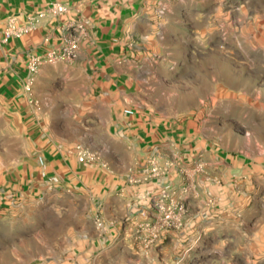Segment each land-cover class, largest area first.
I'll return each instance as SVG.
<instances>
[{
	"label": "rangeland",
	"instance_id": "1",
	"mask_svg": "<svg viewBox=\"0 0 264 264\" xmlns=\"http://www.w3.org/2000/svg\"><path fill=\"white\" fill-rule=\"evenodd\" d=\"M170 9L175 13L167 42L169 48L159 47L150 55L151 68L157 69L159 76H165L154 82L148 76L143 78L146 89L157 84L159 91L169 92L158 98L161 106L158 112L129 100L122 111L131 107L135 114L121 113L128 125H122L116 117L119 114L114 118L118 122L109 129L95 125L97 137L93 144L84 142L88 141L84 127H89L87 122L76 127L81 117L76 112L58 114V117L64 114L67 128L55 127L57 115L51 113L42 114L39 127L31 129L29 125L23 130L18 117L0 110V264H91L83 256L71 254L78 242L70 233L73 220L63 215V203L69 202V193L64 191L61 171L47 167L46 152H55L60 147L78 160L80 146L94 157L91 162L78 160L92 166L89 169L105 165L95 152L110 158L103 160L111 164L133 168L140 164L136 159L139 144L133 141L130 124L145 117L150 121L182 124L187 143L184 142V149L168 146V156L156 152L147 166L141 165L143 174L167 180L152 199L156 221L138 225L134 230L142 246L151 248L160 239L162 230H175L179 241L174 247L178 254L173 257V264H264V238L249 237L246 229L250 231L255 226L250 224L246 228L242 222L254 193L259 198L264 193V0H157V35L161 39L165 38L162 26ZM187 18L192 20L178 23ZM194 20L199 21V30L191 24ZM69 63L47 64L59 70ZM52 82L53 89H66L73 101L81 98L74 96L72 84L87 85L81 80L70 83L61 79L41 80L36 85L35 79L29 94H33L36 86L39 97L45 101ZM205 146L208 156L204 159ZM217 153L224 158H247L253 162L254 179L234 176L239 183L234 186L235 191L230 189L235 181H231L228 168L213 165ZM215 174L221 175L217 177L227 185V190L219 195V201L218 194L209 191L203 210L199 194L209 188L207 179L214 180ZM230 202L236 205L234 210L228 207ZM218 204L221 209L216 211L213 206ZM160 205L173 214L169 224L163 220ZM198 216L209 223L201 233ZM82 217L79 222L84 220ZM90 220L98 227L103 224L100 214L91 215ZM152 226L156 228V238L152 237ZM188 230L190 233L186 234Z\"/></svg>",
	"mask_w": 264,
	"mask_h": 264
},
{
	"label": "crops",
	"instance_id": "2",
	"mask_svg": "<svg viewBox=\"0 0 264 264\" xmlns=\"http://www.w3.org/2000/svg\"><path fill=\"white\" fill-rule=\"evenodd\" d=\"M55 1L67 4L69 10L59 16L44 19L38 28L22 38L3 41L7 20L15 18L24 22L29 15ZM156 3L157 0H0V110L18 117L23 122V130L29 125L31 129L39 127L43 122L40 121L42 114L46 116L51 113L57 115L55 127L67 128L64 114L59 117L58 114L76 112L81 114L76 127H82V123L87 122L89 127H84L87 129L85 136L88 141L84 142L93 144L97 137L93 131L96 129L95 125L109 129L116 122V114H119L116 117L122 121V125H128L122 115V108L127 101L146 104L157 112L161 110L158 98L169 92L159 91L157 84L146 89L143 78L148 76L154 82L165 76H159L157 69L151 68L150 55L157 52L159 47L169 48L167 42L175 11H168L162 26L165 38L161 39L157 35ZM188 20L192 19L187 18L178 23ZM76 24L85 26V32L80 37L77 59L66 65L67 68L59 70H55L58 69L55 65L45 64L41 66L35 79L36 85L41 80L51 82L57 79L70 83L78 80L87 82L85 86L72 84L74 96H79L81 100L73 101L66 89H53V82L46 92L45 101L39 97L36 86L33 94H29L24 84L29 76L27 63L30 55L42 53L49 46H60L66 37L78 33L72 27ZM191 24L199 30V21L194 20ZM53 67L54 70L51 71ZM36 119L38 121L35 122ZM130 126L133 141L139 144L136 159L140 164H135L133 168H128L127 164H111L107 162L110 158L104 157L100 152L95 154L101 155L105 165L101 163V166L96 165L91 169L88 167L92 166L79 163L75 155L66 154L60 147L54 149L55 152H46L47 167L51 169L53 166L61 171L64 191L69 193V202L63 203V215L65 213L73 220L71 224L74 227L71 225L70 233L78 242L71 254L83 256L91 264H122L124 260L126 264H173V257L178 254L174 250L179 241L175 236L178 231L162 230L160 239L146 249L134 230L138 225L156 221L157 214L152 199L167 183L163 177L154 178L143 174L141 165L147 166L156 152L168 156V146L178 145L184 149L187 143L183 139L186 136L185 129L182 124L150 121L146 117ZM53 143L60 144L57 141ZM207 149L205 146L202 151L204 159L208 156ZM215 155L217 161H213V165L215 168L217 165L228 168L229 177H233L231 181H235L230 186L233 191L237 189L234 186L239 183L234 176L254 179L255 165L247 158H224L222 153ZM32 170L36 171V168ZM30 173L33 176V171ZM214 176V180L207 179L209 188L202 189L199 194L201 198L198 202L203 210L207 205L206 195L209 191L217 193L219 201L221 193L227 190V185H223L217 177L219 174ZM252 191L254 193L251 190V194ZM257 197L254 193L251 203L247 202L250 204L246 206L242 220L246 223V228L250 224L255 226L250 231L246 229L247 235L254 240L264 238L259 236L264 234V193L261 198ZM231 203L228 207L234 210L236 205L232 206ZM213 208L219 211L221 206L218 204ZM95 214L102 217L101 227L90 220V216ZM82 216L84 220L79 222L78 219L83 218ZM200 216L197 218L198 233L203 232L208 223L201 221ZM188 222L189 220L186 222L187 226ZM235 225L233 222V226Z\"/></svg>",
	"mask_w": 264,
	"mask_h": 264
},
{
	"label": "built area",
	"instance_id": "3",
	"mask_svg": "<svg viewBox=\"0 0 264 264\" xmlns=\"http://www.w3.org/2000/svg\"><path fill=\"white\" fill-rule=\"evenodd\" d=\"M69 10L67 4L62 2H51L44 9L31 14L27 17L24 22H21L15 18H10L7 20L6 26L3 30V41L9 42L13 38H22L27 33L38 28L42 21L49 17H56ZM161 13H164L162 10ZM72 27L78 32L77 34H71L66 37L60 46H49L42 53L31 54L27 63V69L29 76L25 82V90L30 93L32 90V85L35 81V74L39 71L40 67L47 63H57L61 61L71 62L74 61L79 54V44L81 34L85 32L84 24L72 25ZM124 114L127 116H132L135 114V110L131 107L124 108ZM77 156L80 162H91L94 160L93 156L89 154L82 147H77ZM43 162V158H41ZM158 168H153L157 171ZM158 209L163 212V220L167 224L171 221L173 214L171 211H166L164 206H158ZM183 209V206H181ZM152 237H157V231L155 226H152Z\"/></svg>",
	"mask_w": 264,
	"mask_h": 264
}]
</instances>
